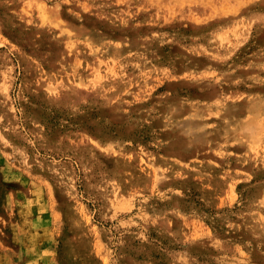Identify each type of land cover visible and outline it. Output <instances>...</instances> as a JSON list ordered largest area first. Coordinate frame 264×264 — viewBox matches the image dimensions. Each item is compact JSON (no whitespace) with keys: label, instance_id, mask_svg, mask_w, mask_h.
I'll return each mask as SVG.
<instances>
[{"label":"rangeland","instance_id":"1","mask_svg":"<svg viewBox=\"0 0 264 264\" xmlns=\"http://www.w3.org/2000/svg\"><path fill=\"white\" fill-rule=\"evenodd\" d=\"M0 264H264V0H0Z\"/></svg>","mask_w":264,"mask_h":264}]
</instances>
